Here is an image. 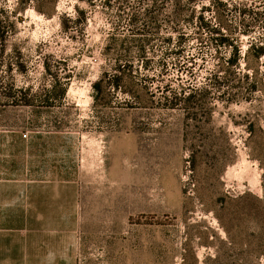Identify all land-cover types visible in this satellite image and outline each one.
I'll use <instances>...</instances> for the list:
<instances>
[{"label":"rangeland","instance_id":"1","mask_svg":"<svg viewBox=\"0 0 264 264\" xmlns=\"http://www.w3.org/2000/svg\"><path fill=\"white\" fill-rule=\"evenodd\" d=\"M259 49L264 0H0L29 264H264Z\"/></svg>","mask_w":264,"mask_h":264},{"label":"crops","instance_id":"2","mask_svg":"<svg viewBox=\"0 0 264 264\" xmlns=\"http://www.w3.org/2000/svg\"><path fill=\"white\" fill-rule=\"evenodd\" d=\"M3 106L0 129L10 125V109ZM10 141L0 138V264H29V251L37 257L38 241L29 236L28 225L41 223L39 216L29 219V194L36 193L37 180H29L27 164L13 171ZM6 143H8L6 145ZM33 208V207H32ZM34 209V208H33Z\"/></svg>","mask_w":264,"mask_h":264},{"label":"trees","instance_id":"3","mask_svg":"<svg viewBox=\"0 0 264 264\" xmlns=\"http://www.w3.org/2000/svg\"><path fill=\"white\" fill-rule=\"evenodd\" d=\"M192 3H194V2H197L198 0H190ZM213 6L216 8H219V6H223L221 3H216V2H214L213 3ZM200 26H201V28H203V29H206V30H209L210 32L212 31H215V30H211L209 27V24L207 23V22H205L202 18H201V20H200ZM218 40L220 41V43H222V44H225L226 43V41H227V39L225 38V37H220V38H218ZM263 51H264V49H259V52H258V54H261V53H263ZM195 157H196V152H192L191 153V156H190V161H191V163L193 164L194 163V159H195Z\"/></svg>","mask_w":264,"mask_h":264}]
</instances>
